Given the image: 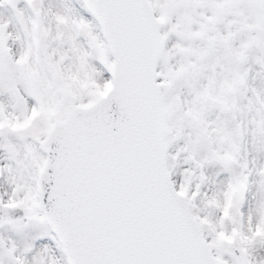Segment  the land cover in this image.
<instances>
[{"label":"snow or ice","instance_id":"6c2138e0","mask_svg":"<svg viewBox=\"0 0 264 264\" xmlns=\"http://www.w3.org/2000/svg\"><path fill=\"white\" fill-rule=\"evenodd\" d=\"M0 264H264V0H0Z\"/></svg>","mask_w":264,"mask_h":264}]
</instances>
